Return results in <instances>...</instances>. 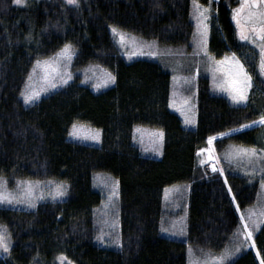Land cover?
Returning a JSON list of instances; mask_svg holds the SVG:
<instances>
[{"label": "trees", "instance_id": "obj_1", "mask_svg": "<svg viewBox=\"0 0 264 264\" xmlns=\"http://www.w3.org/2000/svg\"><path fill=\"white\" fill-rule=\"evenodd\" d=\"M191 5L192 0H80L79 7L66 0H28L27 5L0 0V177L7 179L8 189L25 179L67 185L63 199L40 201L34 208L0 205V225L11 234L10 250L1 251L0 264H59L61 253L73 264H187L189 245L202 258L234 250L240 241V251L225 264L264 260V223L255 227L248 217L252 209L264 213V175L259 171L264 163L257 162L251 172L223 159L232 146L264 148L262 124L228 133L258 120L264 113L263 93L253 91L247 104H234L216 93L198 68L185 89L195 106V123L185 128L168 107L171 72L163 59L127 60L110 33L116 26L170 52L188 53L194 31ZM217 13L210 50L220 46L217 27L224 26L221 11ZM66 42L75 51L71 81L24 106L20 93L33 62L52 56ZM89 65L110 71L115 81L92 91L80 83L79 72ZM195 68L182 72L191 74ZM73 123L98 129L99 143L68 139ZM136 127L162 130L159 156L141 152L133 137ZM218 133H228L213 141L223 177L200 165L196 155L207 137ZM94 173L117 182L120 242L115 247L95 242L94 210L101 195L92 185ZM172 185L179 187L178 209L162 199L164 188ZM234 204L252 230L257 258ZM181 212L184 237L165 236L162 229Z\"/></svg>", "mask_w": 264, "mask_h": 264}, {"label": "snow or ice", "instance_id": "obj_2", "mask_svg": "<svg viewBox=\"0 0 264 264\" xmlns=\"http://www.w3.org/2000/svg\"><path fill=\"white\" fill-rule=\"evenodd\" d=\"M14 4L17 5H27L28 0H12ZM213 0H208V5L204 6L200 4V0H192L194 15L193 19L196 21V30L193 33V47L202 49V54L207 57L208 61L211 62L213 72H214V85L219 87L221 90H227L229 96L233 102L241 103L248 100V90L253 87V75L248 71L245 64L237 57L236 53L233 52L229 56L225 54L220 59H216L207 48V34H208V20L211 15L210 8ZM67 5H73L79 7L80 0H66ZM232 20L235 21L237 34L239 39L242 41H247L259 50V75L264 76V0H238V6L232 9ZM112 32L115 37L118 38V42L121 45H124L127 40L131 38L133 43H136L134 37H130L129 34L123 30L112 26ZM29 38L30 34H29ZM143 43L137 44V47H143ZM150 46V45H149ZM134 53H128L129 56ZM155 55L156 53H151ZM200 54V53H197ZM75 55V51L71 42H66L62 48L57 52L53 53V56L47 58H37L33 62L31 71L27 76V83L25 89L21 91L25 103H32L39 98L40 92L35 89H30V85L34 81V78L38 73H42L40 78L44 81H47L51 87H56V81L60 84H67L70 79H72L71 73H62L60 71L61 62L67 61L70 62L72 57ZM221 71L225 73L224 79H221L217 82L215 78V71ZM116 77L110 72L105 71L104 77L102 78V84L106 85L108 83L114 82ZM95 87L101 86L100 83L94 85ZM47 89H41V91H46ZM174 106V105H173ZM186 123H193L192 120L186 117ZM264 125V113H261L258 120L248 121L247 124H240L239 128H247L256 124ZM77 125L73 124V129ZM138 132L141 131V128L136 129ZM237 129H229V132L236 131ZM154 142H156L155 151L160 150V143H162L163 132L162 130H156L153 134ZM217 135L223 136L225 133H218ZM92 139H99V135H93ZM214 136H208L207 141L211 145ZM208 151L209 158L215 159L212 157L210 150L208 149H198V153H204ZM240 161L247 162L246 170L255 172L257 170V162L264 163V148L257 149L255 146L251 147H240L234 154ZM231 158V157H226ZM203 163V161H201ZM213 171H217L215 163L212 164ZM219 171L222 173L223 168H220ZM262 175H264V167L260 168ZM225 182H227L225 180ZM261 185L264 186V179H261ZM45 189H47V195L51 196L53 200L57 198H62L67 193V185L65 182H55L52 180L49 181H40V180H17L16 190H9L7 187V179L0 177V203L15 205V204H26L29 207H35L36 202L40 199L45 198ZM229 191L231 189L229 188ZM39 192V195H37ZM112 195H118V192L113 189L109 194V199ZM235 199V197H233ZM238 207V206H237ZM251 215V214H250ZM264 215V213H261ZM241 220H244V216L241 215ZM254 226H259L260 223H264V220H253ZM181 228L178 234L185 233L184 221L183 218H180ZM243 235L247 238L252 236V230L249 228L248 221L244 220L243 224ZM168 231V229H163ZM240 232V229H237V233ZM10 233L7 231V225H0V250L4 253H8L11 247L9 237ZM96 239L105 243L108 241L105 240V234L101 230L96 236ZM237 239L239 236L237 235ZM116 244H119V237L113 241ZM241 244H244V241H240V244H237L234 250H229L225 248L224 252L220 256L212 255L210 252L205 253V259L201 262L199 259L193 260V250L191 245L188 247L189 255V264H225V261L234 255L236 252L240 251ZM60 256L64 259L63 253ZM261 264H264V260H261Z\"/></svg>", "mask_w": 264, "mask_h": 264}, {"label": "rangeland", "instance_id": "obj_3", "mask_svg": "<svg viewBox=\"0 0 264 264\" xmlns=\"http://www.w3.org/2000/svg\"><path fill=\"white\" fill-rule=\"evenodd\" d=\"M207 5H204V6H207ZM210 13H211V15H210L209 20L207 22L208 26H209L208 27V34H207V48H208V51L212 54L213 52H211V50L208 47V38H209L210 30H211V27L214 26L213 24L216 22V13L213 10L212 5L210 8ZM193 15H194V8H193V4H192L191 5V18H192L193 26H194L193 29L195 31L196 30V21H195V19H193ZM194 31H193V33H194ZM110 33L112 35V38L114 39V41L118 45L120 51L122 52V54L124 55V57L127 60H130V59L135 58V57H141V56L155 58V59L159 58L161 60L163 59V62H165V64L167 65V67L169 68V70L171 72V83H170L168 107L170 110H172L180 118L182 125L185 128H191L194 126V123H195V106H194V103L191 100L190 96L185 94L186 93L185 89L191 83L193 78L196 76L198 68L199 69L203 68V70L206 72L208 79H209V82H210V85L216 93L228 98L230 100V102H232L234 104H240V105L247 104L248 100L245 102H241V103L233 102L231 97L229 96L227 90H221L219 87L214 85V72H213L211 62L208 61L207 57H205L202 54V51H203L202 49L193 47V35H192V40H191L192 48L188 53H185L183 51L170 52L167 49L156 46L154 44V42H152V41H143V40L137 39L135 37L134 38L136 39V43H133L131 38H130L129 40H127L125 42L124 45H121V43L118 42V38L114 36V34L112 32V28H110ZM129 36L133 37L131 35H129ZM141 42L143 43L144 46L138 48L137 44H139ZM153 52H155L156 54L152 55L151 53H153ZM128 53H134V54L129 56ZM197 53H200V54H197ZM224 55H218V56L216 55L215 57H216V59H220ZM70 64H71V61L70 62L62 61L60 71L62 73H65V72L71 73ZM194 68L196 70H194V72L191 74L190 73L185 74L184 72H182V70H185L187 72L188 70H191ZM31 69H30V71H31ZM105 71H106L105 69L100 68V67L95 66V65L86 66L85 68H83L79 72L80 79H81L80 83L88 86L94 92L102 90V89H104V88H106L112 84V83H108L106 85L102 84V78L104 77ZM41 75H42V73H38L37 76L34 78V81L32 82V84L30 85V89H35L36 91L40 92L39 97L44 95V94L49 93L50 91H53V90L59 88L62 85H64V84L58 83L56 81V79H54L52 82L56 83V87H51L47 81H44L40 78ZM71 76H72V73H71ZM215 78H216L217 82H219L221 79L226 78L225 73L217 70V71H215ZM70 81H71V79L68 82H70ZM26 83H27V78L25 80V83L23 85L22 90L25 89ZM98 83H100L101 86L95 87L94 85H97ZM41 89H47V90L41 91ZM253 91H256L254 89V86L248 90V97H249V93H253ZM263 95H264V93H263ZM20 97L22 100V104L24 106H28L29 104H31V103H25L24 102V99H23V96L21 95V93H20ZM186 117L188 119L192 120L193 123H186L185 122ZM73 124L70 126V128L68 130V135H67L68 139L74 140V141H79V142L86 143V144H91V145H97L99 143L100 131L98 129L91 127V126H88L86 124H82V123H75L77 125V127L75 129H73ZM258 125H261V124L258 123V124L253 125V126H258ZM137 128L138 127L134 128V130H133V137H134L135 142L139 145L141 152L145 155H151V156H155V157L159 156L160 150H161V143H160V150L158 152L155 151L156 142H154V137L152 135L158 129L140 127L141 131L138 132L136 130ZM240 129L241 128L237 129L236 131H238ZM232 132H235V131H232ZM228 133H231V132H228ZM228 133H225V134H228ZM97 134L99 135V139L94 140L91 138L93 135H97ZM219 137H221V136L218 135L215 137V139L219 138ZM207 146L212 150V154L215 158L213 163H215L217 171H219V169H220V158L218 157V155L214 149L213 142L211 145L207 142L206 147ZM240 147H249V146H232L223 153V159L225 161H228L231 163H238V164L244 165L245 168H247V162L246 161H240L234 155L235 152ZM256 148L259 149L258 147H256ZM196 155L198 157V163L200 165H206V167L208 168V170L210 172H215V171H213V168L211 166L212 162H207L205 160L204 154L198 153V151H196ZM226 157H231V158L229 159ZM201 161H203V163H201ZM25 180H30V179H25ZM92 185H93V188L95 190H97L101 195L100 205L97 208H95L94 214L97 217V224H98L99 232H101V230L103 231V233L105 234V240L108 241V243L99 241L97 239H95V242L100 247H115L117 244L114 243L113 241H115L117 238L118 221H117L115 211H114V203H115V199H116L117 195H112L111 199H109V194L113 191V189H115V191L117 192V187H118L117 182L114 178H112L108 175L106 176V174L104 175L103 173H94L92 175ZM9 190L15 191L16 186L13 189H9ZM47 191L48 190L45 189V198L38 200L36 202V204L40 201H55V200L63 199V197H62V198H57V199L53 200L51 196L47 195ZM177 192H179V187L175 186V185L168 186V187L164 188V190L162 192V199L165 202L170 203L172 205L173 209L179 208L178 201L175 198V195L177 194ZM37 195H39V192H37ZM0 205L12 207V208H16V209L33 208V207L27 206L26 204L9 205V204L0 203ZM248 214H249L248 217H249L252 225H253L252 221L253 220H259V218L261 216V212L258 211L257 209L250 210L248 212ZM184 217L185 216H184L183 212H181V214H178L177 216L170 218L168 220L169 222H168L167 226L163 228V229H168V231H164L162 229V233L169 238H183L184 234L181 235L178 233H179L180 228H181L180 218H183V221H184ZM255 227H257V226H255ZM245 238L247 239V237H245ZM247 241H248V239H247ZM1 251L2 250H0V256H2ZM215 256H220V255H215ZM58 257L59 258L57 259V261L59 264H73L69 260L62 258L60 255ZM196 259H199L202 262L205 259V255L202 258H198V257L193 256V260L195 261ZM260 260L261 259L259 258L258 261L261 264ZM187 264H189L188 248H187Z\"/></svg>", "mask_w": 264, "mask_h": 264}, {"label": "flooded vegetation", "instance_id": "obj_4", "mask_svg": "<svg viewBox=\"0 0 264 264\" xmlns=\"http://www.w3.org/2000/svg\"><path fill=\"white\" fill-rule=\"evenodd\" d=\"M215 1V2H214ZM211 4L216 13L220 10L224 17V26H218L217 44L220 46L211 50L213 56L224 55L235 52L237 57L245 64L246 68L253 75L254 89L264 93V76L259 75V50L247 41L239 39L235 21L232 20V9L238 6V0H213ZM216 46V45H215Z\"/></svg>", "mask_w": 264, "mask_h": 264}, {"label": "bare ground", "instance_id": "obj_5", "mask_svg": "<svg viewBox=\"0 0 264 264\" xmlns=\"http://www.w3.org/2000/svg\"><path fill=\"white\" fill-rule=\"evenodd\" d=\"M203 149H208V150H210V152H211V155H212V157H214L213 156V154H212V150L207 146V147H204ZM202 154H204V157H205V160L207 161V162H212V164H213V162H214V160L213 159H210L209 158V153H208V151H206V152H204V153H202ZM212 166V165H211ZM242 221V220H241ZM243 224H244V222H243ZM249 240H250V243H251V241H252V243H254L253 242V239H252V236L249 238ZM255 252V251H254ZM256 252H257V250H256ZM256 252H255V254H256ZM257 255H258V253H257ZM258 257H259V255H258ZM257 259H259V258H257Z\"/></svg>", "mask_w": 264, "mask_h": 264}, {"label": "water", "instance_id": "obj_6", "mask_svg": "<svg viewBox=\"0 0 264 264\" xmlns=\"http://www.w3.org/2000/svg\"><path fill=\"white\" fill-rule=\"evenodd\" d=\"M250 246H251V244H250Z\"/></svg>", "mask_w": 264, "mask_h": 264}]
</instances>
